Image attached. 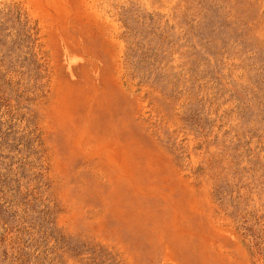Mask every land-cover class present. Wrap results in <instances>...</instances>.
I'll use <instances>...</instances> for the list:
<instances>
[{
	"label": "rangeland",
	"instance_id": "1",
	"mask_svg": "<svg viewBox=\"0 0 264 264\" xmlns=\"http://www.w3.org/2000/svg\"><path fill=\"white\" fill-rule=\"evenodd\" d=\"M0 264H264V0H0Z\"/></svg>",
	"mask_w": 264,
	"mask_h": 264
}]
</instances>
